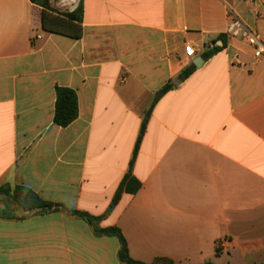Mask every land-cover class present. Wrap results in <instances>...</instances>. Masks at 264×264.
I'll use <instances>...</instances> for the list:
<instances>
[{"label": "crops", "instance_id": "obj_1", "mask_svg": "<svg viewBox=\"0 0 264 264\" xmlns=\"http://www.w3.org/2000/svg\"><path fill=\"white\" fill-rule=\"evenodd\" d=\"M62 1L50 0L57 14L82 4L80 39L45 32L31 0H0V188L101 217L149 116L131 173L141 188L95 227L0 195V264H123L119 240L95 228L120 229L145 264H264V58L226 35L231 10L264 44V0ZM57 88L77 95L67 128L54 124Z\"/></svg>", "mask_w": 264, "mask_h": 264}, {"label": "trees", "instance_id": "obj_2", "mask_svg": "<svg viewBox=\"0 0 264 264\" xmlns=\"http://www.w3.org/2000/svg\"><path fill=\"white\" fill-rule=\"evenodd\" d=\"M32 3L40 6L43 9V30L50 34H59L72 39H80L82 37V16L83 7L80 2L75 12L66 14L55 13L50 5V0H31ZM223 41V39H222ZM221 51V48H216L212 53L206 54L205 58L209 59L212 55ZM195 71V67L186 70L180 77L181 82L188 79ZM173 85L166 86L157 96L156 101L163 97L166 93L172 90ZM56 108L54 114V124L61 128H67L78 118V99L74 91L70 89L57 88L56 90ZM149 117V116H148ZM148 117L142 123L140 134L136 143L133 158L130 164V171L124 181L121 183L116 195L107 210V212L98 218H94L87 213L71 210L63 205L45 202L32 190L25 187H15L10 190L15 204L23 212L39 211L40 213L48 212H63L69 216L77 217L91 226H96L100 221L107 219L118 205L124 192L135 195L141 188V184L131 176L133 164L136 160L140 144L144 137ZM5 192L4 188H0V193ZM95 233L98 236L116 237L121 245L119 259L123 264H145L134 260L129 253L127 241L118 228L98 229L95 228ZM151 264H175L172 260L158 258Z\"/></svg>", "mask_w": 264, "mask_h": 264}, {"label": "built area", "instance_id": "obj_3", "mask_svg": "<svg viewBox=\"0 0 264 264\" xmlns=\"http://www.w3.org/2000/svg\"><path fill=\"white\" fill-rule=\"evenodd\" d=\"M255 3L256 0H247ZM76 3L75 0H63L62 7H70ZM230 25L226 31V35L231 39H237L243 42L251 50L253 59L260 61L264 58V44L259 38L256 31L249 28L235 13L228 11ZM185 55L189 59L196 57V50L193 44H188L185 48ZM232 65L241 66L240 58L237 56L232 59Z\"/></svg>", "mask_w": 264, "mask_h": 264}, {"label": "rangeland", "instance_id": "obj_4", "mask_svg": "<svg viewBox=\"0 0 264 264\" xmlns=\"http://www.w3.org/2000/svg\"><path fill=\"white\" fill-rule=\"evenodd\" d=\"M63 10H66L65 8ZM5 192H2L0 193V195H5L8 199H6L5 201H8L11 206V210L16 206L13 202V199H12V195L10 193V190L7 189V188H4Z\"/></svg>", "mask_w": 264, "mask_h": 264}, {"label": "water", "instance_id": "obj_5", "mask_svg": "<svg viewBox=\"0 0 264 264\" xmlns=\"http://www.w3.org/2000/svg\"><path fill=\"white\" fill-rule=\"evenodd\" d=\"M202 63H203V60H202ZM202 63L199 64V63H197V62H194V65H195L197 68H199V67L202 65ZM180 83H181V81H180V80H177V81L174 83V85H178V84H180Z\"/></svg>", "mask_w": 264, "mask_h": 264}]
</instances>
